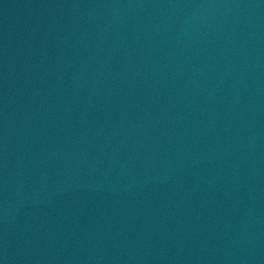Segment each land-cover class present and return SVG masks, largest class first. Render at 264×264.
Wrapping results in <instances>:
<instances>
[{
  "label": "water",
  "instance_id": "obj_1",
  "mask_svg": "<svg viewBox=\"0 0 264 264\" xmlns=\"http://www.w3.org/2000/svg\"><path fill=\"white\" fill-rule=\"evenodd\" d=\"M140 264H264V0H146Z\"/></svg>",
  "mask_w": 264,
  "mask_h": 264
}]
</instances>
